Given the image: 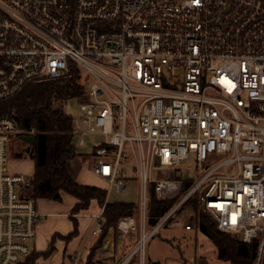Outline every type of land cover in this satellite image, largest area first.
I'll use <instances>...</instances> for the list:
<instances>
[{
	"label": "built area",
	"instance_id": "obj_1",
	"mask_svg": "<svg viewBox=\"0 0 264 264\" xmlns=\"http://www.w3.org/2000/svg\"><path fill=\"white\" fill-rule=\"evenodd\" d=\"M73 64L93 81L69 115L72 132L82 147L103 137L92 169L108 194L127 190L123 161L135 163L139 218L121 219L117 232L124 240L139 229V242L121 264L136 254L144 264L148 240L167 225L199 231L196 195L220 231L258 243L254 264H264V0H0V101ZM18 134L0 116V264L32 254L42 217L22 196L30 178L10 169ZM191 158L201 176L186 167ZM153 192L180 197L148 233Z\"/></svg>",
	"mask_w": 264,
	"mask_h": 264
},
{
	"label": "trees",
	"instance_id": "obj_2",
	"mask_svg": "<svg viewBox=\"0 0 264 264\" xmlns=\"http://www.w3.org/2000/svg\"><path fill=\"white\" fill-rule=\"evenodd\" d=\"M88 85L80 69L73 64L61 78L30 84L15 96L0 101V116L13 119L20 131L16 135L20 146L13 152L14 157L34 162L30 186L22 191V196L35 202H61L63 194H66L76 200L69 215L74 231L65 236L54 235L47 251L33 253L25 260L31 257L33 261L41 257L49 258L55 252L57 238L70 242L78 236L76 216L88 211L94 202L98 203L100 210L104 208L102 217L105 225L102 235L94 242L86 264H98V252L104 246L109 230H117L121 219L139 218V202H109L107 189L82 185L77 181L81 156L74 145L71 117L65 114L63 105L71 99L84 98ZM21 135L34 136V143L24 149L26 143L20 139ZM189 185L185 182L182 192ZM179 197L159 200L153 192L147 206V228H153L175 206ZM190 204L199 211L198 195L190 200ZM199 232L211 239L218 250L219 260L230 264H254L257 242L245 243L239 234L220 231L215 221L204 213L200 214Z\"/></svg>",
	"mask_w": 264,
	"mask_h": 264
},
{
	"label": "rangeland",
	"instance_id": "obj_3",
	"mask_svg": "<svg viewBox=\"0 0 264 264\" xmlns=\"http://www.w3.org/2000/svg\"><path fill=\"white\" fill-rule=\"evenodd\" d=\"M83 77L84 79H86V81L89 82V84L92 83L93 81L92 77L90 76L88 72L84 71ZM64 111L66 112V114L71 115V116L78 115L80 112V101L76 99H71L67 101L64 104ZM103 140L104 139L102 136H94V137L91 136V137L86 138V142H85L86 145L82 147L79 144L80 139L78 137L74 138V145H75L76 151L81 156L80 158L81 160H79V162H81V166L78 169L76 174H77V181L79 182V184H82V185L93 184V186L98 185L108 190V184L105 181H102L101 178L96 176L92 169L93 146L99 143H102ZM28 145L29 144L26 143L23 146V148L27 149ZM19 146L20 144L17 141L16 136L14 135L10 143V169L11 171L15 173H22L28 176L29 178H31L33 175L32 172L34 170V162L31 160H24V159L14 157L13 152L17 150ZM134 167H135L134 161H130V160L125 161V162L123 161L122 169L124 170V180H125V185L127 187V190L124 192H118L117 190L112 189L109 192V194H107V200L109 202L138 203L140 201V196H141L140 185H139L137 173ZM186 167L193 171L194 176H201L202 173L204 172L203 170L197 167L193 158H191L188 161ZM64 195L66 194H63V196ZM67 196H70V195H67ZM66 199L65 197H62L61 202H55V201L54 202L56 203V205H59V209H66L69 203L68 200ZM45 201H50V200H45ZM40 203H39V206L42 204ZM191 207L193 210V213L191 214V219H193V217L195 216L196 220L200 222V214L202 212H200V210L197 211L193 205ZM99 211H100V206L98 205V203L94 202L92 206L90 207V209L86 211L84 214L92 215L95 212L99 213ZM210 217L212 218V216ZM46 221H47V218L44 217L42 219V223H44L45 225ZM58 223H61V228L63 229L69 228L70 227L69 223L71 225L73 224V222L69 220L67 217H61V216H58ZM73 231H74V225H73L72 232ZM150 231L151 229L148 228L147 232L149 233ZM197 232L196 230L188 231V230L180 229L178 227L162 228L157 233V235L149 239L146 244L145 261H144L146 262L145 264H166L168 261H171V264H215V263L218 264L217 259L219 260V258L218 256L216 257V252L214 251L213 246H211L209 252L207 251L208 253L206 251H204L205 253H203L202 251L199 250L200 244L205 246L206 243H205V240L203 239L204 235H202V237L199 238ZM139 233L140 231L138 229L137 231L129 234L124 239V241L126 240L125 245L120 247L121 249H119L124 255L126 253L132 252L135 249V247L138 245ZM134 234H135V237H133ZM107 237L104 242L108 240ZM85 239L82 243V247L84 246ZM122 241L123 239L119 237L117 230H115V236H114L115 247L117 246V243L122 244L123 243ZM94 242H95L94 238L88 242V245L86 249L84 250L82 258L78 264L80 263L86 264L90 251L94 245ZM102 250H103V246H102V249L98 252V255L102 252ZM104 251H106V249H104ZM211 255L214 257L215 263L212 260L213 257ZM138 257L140 258V256L139 255L136 256V258L139 261ZM220 261L226 264H230L229 262H226L223 260H220ZM98 264H101V263L98 262Z\"/></svg>",
	"mask_w": 264,
	"mask_h": 264
},
{
	"label": "crops",
	"instance_id": "obj_4",
	"mask_svg": "<svg viewBox=\"0 0 264 264\" xmlns=\"http://www.w3.org/2000/svg\"><path fill=\"white\" fill-rule=\"evenodd\" d=\"M33 172H34V170H33ZM101 180L104 181L103 179H101ZM89 185L93 186V184H89ZM96 187L106 189V188H104L102 186H98V185H96ZM63 197H65V199L67 198L66 200H68V202H69L66 209H59V205H56V203L54 201L40 200L37 202V207L39 206L40 202L42 203V204L40 203L41 205L38 207V210L41 213L42 217H41V221H40V224L38 227L37 238H36L35 244L33 246L32 254L33 253H42V252L47 251L51 242H52V238L55 234H60V235L65 236V235H68L72 232L73 224L71 225L69 223V226H70L69 228H66V229L61 228V223H58V216L67 217L70 220L69 215H70L72 208L74 207V205L76 203V200L70 196H67V195H64ZM101 210L99 211V213L101 212ZM99 213L95 212L92 215L83 213V214L77 215L76 218L78 220V231H79L78 236H76L70 242H66L63 239L57 238L55 243H54L55 252L49 258L41 257V258L33 261V258L31 257L28 260H25L22 264H31V263H34V264H76L73 261V256L76 254H79V253L83 254L84 250L86 249V247L88 245V242L91 241V239H93V238H94V241L96 240L95 237L91 236V230H92L94 223H95L94 215L99 214ZM44 217L47 218L45 225H44V223H42V219ZM165 227L171 228V227H178V226L167 225ZM178 228H180V227H178ZM180 229H183V228H180ZM196 232H197V230H196ZM197 234H198L199 238L202 237V234L199 231L197 232ZM114 236H115V229H110L109 233H108V237H107L108 240L105 242V244L103 246V250L98 256V261L101 264H121L134 251L133 250L132 252L126 253L124 255L119 249H121L120 247L125 245L126 240L125 241L123 240L122 244L117 243V246L115 247ZM85 237H86V239H85ZM133 237H135V236H133ZM84 239H85V243H84V246L82 247V243H83ZM203 239H204V237H203ZM199 247H200L199 250L202 251L203 253H205L204 251H206V252L208 251L206 249V246H204V245L200 244ZM104 249H106V251H104ZM213 249L216 252V257H217L218 256V250L214 246H213ZM136 256H138V255H135L134 258H131L130 261L128 262V264H140V258L138 257L139 258V261H138ZM212 260L215 263L214 257L212 258ZM217 261H218V264H226V263H224L218 259H217ZM145 263L146 262H144V264ZM166 264H171V261H168Z\"/></svg>",
	"mask_w": 264,
	"mask_h": 264
},
{
	"label": "water",
	"instance_id": "obj_5",
	"mask_svg": "<svg viewBox=\"0 0 264 264\" xmlns=\"http://www.w3.org/2000/svg\"><path fill=\"white\" fill-rule=\"evenodd\" d=\"M20 139L26 143H28L29 145H32L35 141V138L34 136H29V135H21L20 136ZM185 179H189V176L186 175L185 176ZM204 240H205V243H206V249L208 251H210V248L211 246H214L213 242L211 241V239H209L208 237L204 236ZM215 247V246H214Z\"/></svg>",
	"mask_w": 264,
	"mask_h": 264
},
{
	"label": "bare ground",
	"instance_id": "obj_6",
	"mask_svg": "<svg viewBox=\"0 0 264 264\" xmlns=\"http://www.w3.org/2000/svg\"><path fill=\"white\" fill-rule=\"evenodd\" d=\"M194 209V208H193Z\"/></svg>",
	"mask_w": 264,
	"mask_h": 264
}]
</instances>
